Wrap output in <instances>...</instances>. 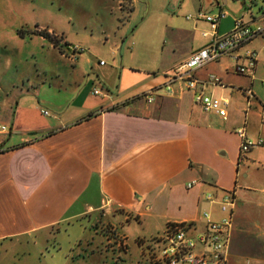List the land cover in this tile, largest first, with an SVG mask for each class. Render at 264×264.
<instances>
[{"label": "crops", "instance_id": "obj_1", "mask_svg": "<svg viewBox=\"0 0 264 264\" xmlns=\"http://www.w3.org/2000/svg\"><path fill=\"white\" fill-rule=\"evenodd\" d=\"M62 3L56 9L47 1L24 4L29 11L42 12L41 17H20L0 40V123L9 127L0 134V264L108 261V255L106 261L99 260L98 251L101 258L103 252H112L123 264V254L129 251L126 236L112 221L105 226L107 217H147L162 231L170 223L194 220L200 229L204 212L215 220L223 216L220 200L229 192H234L236 208L227 264L231 254L264 263V144L241 154L236 134L245 124L248 138L264 140V53L246 74L237 73L228 57L196 71L200 80L211 74L221 79L202 91L227 102L224 118L195 103L185 81L175 80L167 88L176 67L204 46L212 31L194 46L193 30L175 27L183 36L176 37L173 30L172 50H163L160 66L151 67L137 59L133 49L142 25L132 26L117 16L101 22L89 39L77 32L82 38L75 44L84 50L74 53L69 49L73 40L60 23L73 18ZM9 4L0 3L13 8ZM176 4L195 14L224 12L223 18L232 23L240 16L252 25L264 21V0ZM159 13L168 16L165 9ZM195 14L186 18L206 21ZM222 20L219 34L227 33L221 29ZM262 41L264 36L247 47L259 49ZM83 43L100 54L105 50L112 62H89L96 54ZM243 89H251L254 96L248 100ZM146 93L152 94L151 102ZM245 160L253 165L250 176L255 186L245 184L248 191L240 192ZM243 178L248 179L249 172ZM192 180L198 184L188 188ZM206 194L215 200H206ZM84 218L104 225L106 243L94 245L87 238L90 228L82 225ZM92 227L98 229V224ZM138 264H145L144 258Z\"/></svg>", "mask_w": 264, "mask_h": 264}, {"label": "rangeland", "instance_id": "obj_2", "mask_svg": "<svg viewBox=\"0 0 264 264\" xmlns=\"http://www.w3.org/2000/svg\"><path fill=\"white\" fill-rule=\"evenodd\" d=\"M31 0H0V3L3 2L11 3L9 5H14L13 8H7L4 5H0V40L6 37L10 32L11 28H13L14 24L19 20L20 17H41L40 11H29L27 7L23 5L30 3ZM40 2L47 1L54 5L55 9L59 3L64 1L63 7L69 13H71L72 20H64L61 19V27L64 28L71 36V46L76 45L75 43H79L82 38L81 36H76L78 34H84L88 39L92 33L95 32V29L98 25L102 23H106L108 20L112 18H116L120 16L122 21H130L132 26H141L140 32L137 34V43L131 45L134 51H136L137 59L148 62L151 67L160 66V63L163 60L162 51L165 53L172 50L174 46L172 32L174 30L175 36L181 38V32L176 31L175 27L179 30H193L195 33V38L192 41L194 46H200L206 38H204L209 32L213 31L211 24L206 21H194L188 20L186 18L187 15H194L195 12L193 9L187 8L181 10L178 5L177 0H38ZM180 1V0H178ZM176 4V5H175ZM19 7H16V6ZM52 5V8H53ZM127 6V8H126ZM129 6L131 9H129ZM175 9H172V7ZM124 7V8H123ZM123 8V9H122ZM166 10L168 12V16L162 17L159 11ZM37 13V14H36ZM129 14V16H128ZM211 14V13H209ZM212 15V14H211ZM221 21V29L230 31L233 28L234 22L229 18H222ZM197 22L196 27H194L193 23ZM174 27V28H173ZM81 30V31H80ZM178 38V39H179ZM84 44V43H83ZM85 48H91V52L96 54V58H90L89 62L94 61L96 64L98 60L105 59L107 62H112L111 57L105 54H100L95 49L92 50V47L84 44ZM81 47V46H80ZM84 48V47H83ZM89 51H87V55ZM118 76L115 75L113 80H117ZM228 95H225L227 97ZM249 151L246 153V155ZM251 163L245 160L241 165L240 175H239V189L240 192H246L245 184H249L251 186H255L251 179L250 172L252 171ZM249 172V178L244 179L243 173ZM129 219V220H128ZM126 219L125 215H117L115 217H107L104 220V224L109 221H112L116 228L117 232L122 236H126V244L129 246V251H127L124 256L123 264H138V261L143 257L141 251L143 248H148V245H156L155 239L162 235V227L157 223V221L150 218H143L142 220H138L136 217H128ZM245 221L248 223L247 230L248 234V243H252L251 239V219L250 217L245 218ZM82 225H86L90 228L87 234V238L93 241L95 244H100L101 242H107V234L104 225L100 222H96L95 219L84 218L81 221ZM98 229H94L92 225H97ZM106 226V224H105ZM95 230H98V233H95ZM93 236L94 239H91ZM86 239V237H84ZM84 239V240H85ZM144 240L139 244V241ZM104 247V246H103ZM103 258H101V251H98L99 260L103 259L106 261V256L108 255V261L103 264H111L114 261L117 263V255H113L112 252H103ZM115 257V259H114ZM228 264H258L251 259L241 256V255H229V263ZM264 264V263H260Z\"/></svg>", "mask_w": 264, "mask_h": 264}, {"label": "built area", "instance_id": "obj_3", "mask_svg": "<svg viewBox=\"0 0 264 264\" xmlns=\"http://www.w3.org/2000/svg\"><path fill=\"white\" fill-rule=\"evenodd\" d=\"M195 16L205 19L213 29L210 40L201 48L194 51L190 57L178 65L174 74L169 78V84L175 80H183L186 87L194 92L195 103L201 105L205 111H214L222 117H227V102L213 95L205 94L202 89L209 84H219L221 79L214 74L209 75L205 80L196 77V71L208 63L217 61L222 57H228L234 64L235 71L239 74H246L255 69L259 60L260 52L264 53V41L259 49L247 47L254 39L264 36V21L252 25L243 16L234 20L233 28L224 34L217 32L224 12L211 15L204 11H198ZM192 15H188L191 18ZM206 36L209 34H205ZM75 52H82L83 47L79 45L69 46ZM104 64V61H100ZM264 86V80H262ZM242 92L250 100L254 94L251 89H243ZM95 94L100 93L99 88L94 89ZM148 102L153 100L151 93H146ZM42 113L48 114L47 110ZM9 127L0 123V134L7 133ZM239 136L241 154H245L252 148L264 144L262 138L250 139L247 136L246 125L236 129ZM197 180L187 184L190 188L197 185ZM205 199L214 201L212 194H206ZM236 200L234 192H229L220 200V211L223 216L220 219H213L209 212L203 213L204 224L198 229L197 221H179L167 225L162 235L155 239L156 245H148L143 249L145 264H227L228 248L232 237L234 225V210Z\"/></svg>", "mask_w": 264, "mask_h": 264}, {"label": "trees", "instance_id": "obj_4", "mask_svg": "<svg viewBox=\"0 0 264 264\" xmlns=\"http://www.w3.org/2000/svg\"><path fill=\"white\" fill-rule=\"evenodd\" d=\"M40 34L49 38L51 41L56 42L55 37L51 36L47 31H40Z\"/></svg>", "mask_w": 264, "mask_h": 264}]
</instances>
